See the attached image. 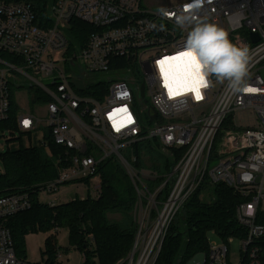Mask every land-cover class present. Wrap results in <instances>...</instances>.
I'll return each mask as SVG.
<instances>
[{
    "label": "built area",
    "instance_id": "1",
    "mask_svg": "<svg viewBox=\"0 0 264 264\" xmlns=\"http://www.w3.org/2000/svg\"><path fill=\"white\" fill-rule=\"evenodd\" d=\"M189 2L149 6L144 0H48L47 18L41 21L32 3L0 0V121L10 118L12 86L17 92L30 80L29 90H36L29 95L35 103L43 99L44 116L19 105L17 130L12 132L29 137L45 123L53 142L65 150L69 167H58L59 178L40 193L48 196L50 206L58 205L54 198L61 184L92 176L97 184L90 195L100 198L99 164L118 156L138 198L133 213L139 231L125 264H155L170 223L190 196L218 184L241 199L236 207L238 230L227 237L219 234V245L209 232L207 251L189 264H233L229 244L234 236L242 239L241 260L234 264H264V0H211L201 10L234 44L249 48L247 82L255 91L233 94L227 81L211 78L202 99L168 100L155 61L177 54L190 27H178L174 19L158 15V9L177 11ZM76 21L90 30L75 28ZM153 24H164L165 30ZM78 31L81 38L86 33L85 42L78 39ZM100 73L106 77L95 79ZM124 92L129 95L117 99ZM121 107L127 112L110 119ZM128 115L133 123L117 131L114 123ZM146 140L158 144L169 159L166 173L136 169L123 154ZM31 147H43L52 157L45 133L39 145ZM131 160L136 162V157ZM32 206L29 192L0 195V264H31L18 258L8 224ZM53 229L57 237L61 229ZM64 252L57 250V261Z\"/></svg>",
    "mask_w": 264,
    "mask_h": 264
},
{
    "label": "trees",
    "instance_id": "2",
    "mask_svg": "<svg viewBox=\"0 0 264 264\" xmlns=\"http://www.w3.org/2000/svg\"><path fill=\"white\" fill-rule=\"evenodd\" d=\"M12 2V0H5ZM33 4L39 20L47 18L46 5L48 0H23ZM75 28L86 32L87 25L73 22ZM90 30V29H89ZM80 42L82 31L76 32ZM80 36V38H79ZM5 59L11 57L1 54ZM10 118L0 121V132L3 129L17 130L20 106L16 101V87L12 86ZM35 93L34 89L29 90ZM93 95V90L89 91ZM45 100V99H44ZM32 101H34L32 99ZM38 103L44 102L38 99ZM35 102V101H34ZM45 140L49 144L52 157L47 155L43 147L20 148L16 152L10 149L2 154L4 172L0 175V195L5 193L24 191L29 192L33 201L32 209L19 213L9 221L13 241L18 258L25 259V236L30 232L53 230L66 227L70 230V243L77 247L85 257L82 264H125L132 252L135 239L139 231L134 209L137 203V192L127 171L118 156H110L99 164L98 174L101 180V197L96 199L90 194L84 200L76 198L74 201L50 206L39 201L43 186L59 178L58 167H69L65 160V150L53 142L51 130L46 128ZM10 142V141H9ZM150 150L154 151L158 144L146 140ZM140 143H137V146ZM91 152H89L90 154ZM136 162H129L136 169H145L146 154L135 153ZM151 168L156 169L154 163ZM158 173L160 169H157ZM93 176L67 182L64 184L82 183L89 185ZM154 187L153 185H151ZM201 190L190 196V200L179 211L176 218L163 239L159 258L155 264H189L198 254L208 249L207 234L216 231L224 237L235 234L238 230L236 207L241 202L230 188L218 184L213 188L215 201L202 203L199 199ZM122 214L123 219L116 221L110 215ZM182 225L185 227L182 230ZM49 259L47 264H55L57 250H62L57 244V237L49 238L46 242Z\"/></svg>",
    "mask_w": 264,
    "mask_h": 264
},
{
    "label": "clouds",
    "instance_id": "3",
    "mask_svg": "<svg viewBox=\"0 0 264 264\" xmlns=\"http://www.w3.org/2000/svg\"><path fill=\"white\" fill-rule=\"evenodd\" d=\"M206 2L211 3V0H190L177 11L158 9V15L174 19L178 27H190L183 48L177 54L155 61L157 78L168 100L188 96L200 100L198 97L203 98V90L211 87V78L221 83L227 81V87L233 94L253 92L254 88L247 82L251 59L249 48L234 44L223 28L201 15ZM152 27L158 31L165 30L164 24L158 28L153 24ZM128 95L127 92L118 93L117 99ZM118 113L121 112H113V117ZM120 123L117 120V126Z\"/></svg>",
    "mask_w": 264,
    "mask_h": 264
},
{
    "label": "rangeland",
    "instance_id": "4",
    "mask_svg": "<svg viewBox=\"0 0 264 264\" xmlns=\"http://www.w3.org/2000/svg\"><path fill=\"white\" fill-rule=\"evenodd\" d=\"M160 1L166 2V4L169 3V0H144V2L149 6L153 4H159ZM105 77L106 74L104 73L94 75L95 79ZM30 83V80L24 81L25 88L16 92V101H18L19 105L25 106L29 113L31 112L35 115L43 117L44 105L42 103H35L34 101H32L31 96L29 95ZM34 90H36V88H34ZM139 108L141 110L143 108V105H140ZM44 124L40 126L41 131H44V129L46 128V125ZM13 137L15 136L13 135V132L11 130L3 129L2 132H0V175L4 172V161L2 159V154L9 149H15L17 146L16 142L18 143L19 140L24 139L26 135L17 134L15 137L16 141L11 140ZM138 152L141 155H147L144 157L145 169L147 168L155 172H158L156 170L160 169L161 174H163L167 172V168H170L169 159L167 158V156L162 154L158 147H155L154 151H151L150 145L147 142L145 144L140 143L138 144V146L137 144H133L123 150V154L130 161L132 158L136 157L135 153ZM218 162V160L213 161L212 166H216ZM152 163L156 165V169L151 168ZM96 184L97 180H95L94 182L91 181L89 185L82 183L61 184L57 194L63 201H74L76 198L82 199L95 191ZM39 199L45 204L49 202L48 196H45L43 194L40 195ZM199 199L202 203H213L215 201L213 189H210L209 191H204V193L199 194ZM110 218L119 221L123 219V216L122 214L118 213L115 215H110ZM61 229V233L58 234L57 244L65 252L62 260L56 261L55 264H82V257L80 251L77 249V247L70 243V230L66 227H61ZM184 229L185 227L182 225V230ZM55 237L56 235L54 229L45 231L40 230L38 228L36 231L27 234L25 236L24 242L26 244L25 251L27 255L25 260L31 264H47L49 259V253L46 242L49 238L54 239ZM210 239L213 243H216L218 245L223 242L222 237L218 235L216 231L210 232ZM230 239H232V242H230L229 244V249L231 253L230 260L233 264L239 263L241 260L240 251L242 248V239L237 236H234Z\"/></svg>",
    "mask_w": 264,
    "mask_h": 264
},
{
    "label": "crops",
    "instance_id": "5",
    "mask_svg": "<svg viewBox=\"0 0 264 264\" xmlns=\"http://www.w3.org/2000/svg\"><path fill=\"white\" fill-rule=\"evenodd\" d=\"M45 130L46 129H44V131H41V129H40L37 133L31 134L29 137H27V136L24 137V139L19 140L18 143L16 142L17 146H16L15 149H12V150L10 149V150L13 151V152H16L20 148H31L32 145H36V146L39 145L40 140L42 138H44ZM14 141H16V140H14ZM54 199H55V201L57 202L58 205H61V203L71 202V201H63V200H61L60 197L58 196V194L56 195V197ZM61 230H60L59 233H61ZM57 239H58V234H57ZM82 263H83V260H82Z\"/></svg>",
    "mask_w": 264,
    "mask_h": 264
},
{
    "label": "snow or ice",
    "instance_id": "6",
    "mask_svg": "<svg viewBox=\"0 0 264 264\" xmlns=\"http://www.w3.org/2000/svg\"><path fill=\"white\" fill-rule=\"evenodd\" d=\"M166 59H169V58H166ZM252 91H255V89H253ZM201 98H202V97H198V99H201ZM114 112H127V109H126V107H125V108H122V109H116V110H114ZM112 116H113V113H111V114L109 115V118L111 119ZM25 123H27V122H25ZM131 123H133V120H132L131 116L128 115L127 117H125L124 122L120 123L119 126H117V123H114L113 126H114V128H115L117 131H119L120 128L126 126V124H131Z\"/></svg>",
    "mask_w": 264,
    "mask_h": 264
},
{
    "label": "water",
    "instance_id": "7",
    "mask_svg": "<svg viewBox=\"0 0 264 264\" xmlns=\"http://www.w3.org/2000/svg\"><path fill=\"white\" fill-rule=\"evenodd\" d=\"M77 85L79 86V88H80L81 91H84V90H85L84 86L81 84L80 81H77ZM143 95H144V88H142V93H141V96H142V97H143ZM155 118H156V114H154V115L152 116L150 122H153Z\"/></svg>",
    "mask_w": 264,
    "mask_h": 264
}]
</instances>
